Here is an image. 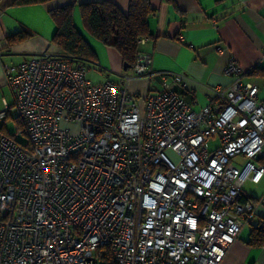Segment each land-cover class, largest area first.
<instances>
[{
    "label": "built area",
    "instance_id": "1",
    "mask_svg": "<svg viewBox=\"0 0 264 264\" xmlns=\"http://www.w3.org/2000/svg\"><path fill=\"white\" fill-rule=\"evenodd\" d=\"M94 64L46 52L3 66L22 126L7 131L6 104L0 264H222L257 218L264 232V194L245 189L264 181V101L249 71L231 58L233 84L196 112L174 90L185 76L161 74L163 89L144 97L95 85ZM132 69L154 75L141 52Z\"/></svg>",
    "mask_w": 264,
    "mask_h": 264
},
{
    "label": "crops",
    "instance_id": "2",
    "mask_svg": "<svg viewBox=\"0 0 264 264\" xmlns=\"http://www.w3.org/2000/svg\"><path fill=\"white\" fill-rule=\"evenodd\" d=\"M14 1H0V111L7 104L10 117L17 118L3 66L19 65L46 52L63 54L53 43L58 21L52 13L68 6L73 9L76 29L95 54L96 63L88 75L93 83L90 73L99 68L96 71L104 77L103 83L111 79L127 86L129 92L147 97L163 89L161 74H169L168 83L173 76H185L174 90L198 112L214 103L217 88L233 84L224 70L235 58L250 72L245 80L258 86L259 99L264 101V0H151L155 12L148 20L150 36L140 45V52L151 59L154 75L150 80L136 78L133 67L126 70L121 55L93 37L82 18V4L110 1L127 13L130 0H50L26 6L14 5ZM24 32L29 38L9 43L13 35ZM125 78H129L127 83ZM260 213L264 214V208ZM259 221L253 222L254 227ZM253 228L242 232L222 264H264V246L250 244Z\"/></svg>",
    "mask_w": 264,
    "mask_h": 264
},
{
    "label": "trees",
    "instance_id": "3",
    "mask_svg": "<svg viewBox=\"0 0 264 264\" xmlns=\"http://www.w3.org/2000/svg\"><path fill=\"white\" fill-rule=\"evenodd\" d=\"M48 1L50 0H15L14 5L44 4ZM80 9L90 34L105 46L116 50L125 65L133 67L140 52L139 41L150 36L148 20L155 12L151 0H130L127 13L110 1L82 4ZM72 11V7L68 6L52 13L54 19L58 21L53 43L64 55L83 57L96 63L90 45L73 23ZM29 36L26 32L17 33L11 37L9 43L25 40ZM250 244L257 247L264 246V232L259 227L253 230Z\"/></svg>",
    "mask_w": 264,
    "mask_h": 264
},
{
    "label": "rangeland",
    "instance_id": "4",
    "mask_svg": "<svg viewBox=\"0 0 264 264\" xmlns=\"http://www.w3.org/2000/svg\"><path fill=\"white\" fill-rule=\"evenodd\" d=\"M91 67H93L91 65ZM99 69V68H96ZM95 68H92V73H90V78L94 81L95 84H100L103 83L104 81V77L98 73V70L96 71ZM108 72V71H107ZM116 75V74H115ZM114 75V76H115ZM149 88V86H148ZM13 97H12V102H13ZM10 121L8 122V129L10 131V133L12 135L16 134L17 130H16V126L18 125V127H20V121L18 118H13V117H9ZM19 121V123H18ZM63 128H69L73 131L74 134H77L80 132L81 130V126L79 124H68V125H63ZM18 140L22 143H25L28 141V138L23 136V135H19L18 136ZM218 145V141H212V144H210L211 148L214 149L216 146ZM245 189L250 192L252 195H256L257 198H261L264 194V182L262 183V185L257 188V186L247 183L245 186ZM254 222V221H253ZM248 230H250V226L246 227ZM245 228V229H246ZM244 229V230H245Z\"/></svg>",
    "mask_w": 264,
    "mask_h": 264
},
{
    "label": "water",
    "instance_id": "5",
    "mask_svg": "<svg viewBox=\"0 0 264 264\" xmlns=\"http://www.w3.org/2000/svg\"><path fill=\"white\" fill-rule=\"evenodd\" d=\"M127 68H129L127 65H125V69L127 70Z\"/></svg>",
    "mask_w": 264,
    "mask_h": 264
}]
</instances>
